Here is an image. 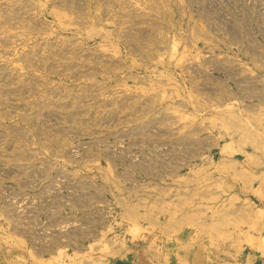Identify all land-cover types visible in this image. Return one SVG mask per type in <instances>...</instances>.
Segmentation results:
<instances>
[{
    "label": "rangeland",
    "instance_id": "rangeland-1",
    "mask_svg": "<svg viewBox=\"0 0 264 264\" xmlns=\"http://www.w3.org/2000/svg\"><path fill=\"white\" fill-rule=\"evenodd\" d=\"M224 155L258 191L264 0H0V264H114Z\"/></svg>",
    "mask_w": 264,
    "mask_h": 264
},
{
    "label": "crops",
    "instance_id": "crops-1",
    "mask_svg": "<svg viewBox=\"0 0 264 264\" xmlns=\"http://www.w3.org/2000/svg\"><path fill=\"white\" fill-rule=\"evenodd\" d=\"M221 161L227 171L202 175L211 186L195 209L152 192L147 219L114 264H264V174L256 191L252 168L237 173L231 155Z\"/></svg>",
    "mask_w": 264,
    "mask_h": 264
}]
</instances>
